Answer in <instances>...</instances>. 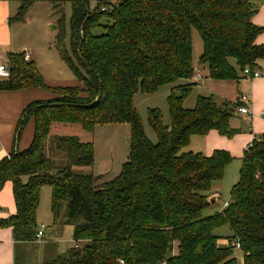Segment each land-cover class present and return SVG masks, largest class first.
<instances>
[{
    "label": "trees",
    "instance_id": "16d2710c",
    "mask_svg": "<svg viewBox=\"0 0 264 264\" xmlns=\"http://www.w3.org/2000/svg\"><path fill=\"white\" fill-rule=\"evenodd\" d=\"M2 1L19 4L12 20L20 23L39 0ZM62 1L52 0L55 12ZM68 1L77 66L63 48L60 11L55 47L81 87L56 89L52 98L23 110L16 139L30 118L33 136L28 147L0 161V191L9 182L15 204V213L0 219V230L11 229L17 243H33L40 190L49 186L53 221L63 208L73 241L86 242L50 264H238L234 248L241 251L242 264H264V135L245 150L228 205L206 217L202 213L211 206L212 186L223 179L233 158L223 150L210 156L183 151L191 137L212 130L228 139L237 134L230 126L237 102L219 106L212 95H199L193 108L184 107L196 86L191 29L202 42L199 63L206 65L208 77L237 81L244 69L256 70L264 58V44H255L264 29L251 22L257 2L264 5V0ZM95 28L102 33L91 34ZM24 57L8 56L10 77L0 80V91L50 89ZM164 86H171L169 124L164 125L159 109L146 112L153 143L134 97L156 94ZM71 124L85 132L97 125H129L127 161L114 179L98 183L102 176L73 171L93 165L91 142L59 135L48 140L53 126ZM47 146L66 155L64 166L46 154ZM225 225L232 235L222 246L215 231Z\"/></svg>",
    "mask_w": 264,
    "mask_h": 264
},
{
    "label": "rangeland",
    "instance_id": "374dc122",
    "mask_svg": "<svg viewBox=\"0 0 264 264\" xmlns=\"http://www.w3.org/2000/svg\"><path fill=\"white\" fill-rule=\"evenodd\" d=\"M119 1V0H118ZM116 2H113V5ZM94 6V2L90 3L91 9ZM28 10L31 13L30 17L33 19H44L50 22L47 28H44L45 36L41 46L36 49L39 56L38 66L40 68L39 75L41 76L43 83L49 90H44L43 88H34L36 90H41L46 94H49L51 98L55 96L54 90L69 88V87H81V83L76 79L74 72L70 67L61 60L59 53L55 47V41L57 37L56 26L59 18L62 17V35H63V48L65 54L76 63V60L72 57L71 45H70V17H71V6L68 0H63L59 2L58 11L53 8L52 0H39L35 2ZM60 11V14H58ZM105 20L101 21L104 24ZM32 25L35 23H31ZM102 33L100 28H95L91 30V34L99 35ZM191 43H192V64L195 70L201 68V66L206 67V65H201L199 63V58L202 53V42L198 33L191 29ZM11 54H18L11 53ZM54 61V64L50 63ZM4 62V61H2ZM34 62V61H32ZM5 64V63H3ZM54 66L56 69L55 71ZM77 66V65H76ZM202 69V68H201ZM206 68L204 69V81H209L208 84L204 86L196 85L190 95L186 98L184 102V107L186 109L193 108L197 96H210L213 95V99L217 105H222L224 102L220 96H224L225 89H228L231 85L230 91H232V96L236 94V89L234 88L233 82H216L211 80L206 74ZM39 71V70H38ZM50 83V84H47ZM171 86L161 87L156 94L144 95L138 93L134 97V105L136 111L141 119L145 134L148 139L155 143L156 137L153 131L150 129L147 123L146 112L148 109H159L164 125L169 124L168 106H167V96L170 93ZM228 93V92H226ZM229 94V93H228ZM20 118V117H19ZM32 118L28 120L21 135L24 131V135L27 131V127L31 125ZM18 122V121H17ZM17 127V126H16ZM19 136V138L21 137ZM55 135L59 136H74L77 137L82 142H91L94 148V161L91 167H73V171L82 175H92L94 177L102 176V180L98 183L104 181H109L114 179L120 172L121 166L127 161L130 143V129L128 124H105L97 125L94 127L92 132H85L79 125H56L50 130L49 141ZM16 129H15V143L19 140L16 139ZM200 139V137L194 138ZM194 140L188 145L183 151L199 152L197 144L195 145ZM30 144V143H29ZM29 146V145H28ZM17 150L16 148L13 151ZM23 150V149H22ZM19 150L18 151H22ZM46 154L50 156L56 163L57 166H64L67 162L66 155L64 153H59L53 149L46 148ZM241 163L232 161L225 170L223 179L216 183L219 185L218 190V200L215 205H211L203 211L202 217L213 215L222 210L224 203H228L230 191L232 186L236 184L239 176V169ZM26 181V178H23ZM215 197V196H214ZM38 217L36 216V228H39L41 224L46 227L43 236L35 240L30 244L25 251L18 249L16 252L17 264H50L57 257L63 256L68 250L74 248L76 245L79 247L84 246L83 243H76L72 239V226L63 223L64 209L60 211V216L57 222L53 221L51 213V188L49 186H43L40 190V202L38 207ZM37 215V214H36ZM215 235L218 236L219 241H226V238L232 235L230 228L225 225L215 231ZM45 241V242H44ZM221 245V244H219ZM223 246V245H222ZM233 256L236 258L238 264H242V253L238 248L233 249Z\"/></svg>",
    "mask_w": 264,
    "mask_h": 264
},
{
    "label": "crops",
    "instance_id": "0c3cea01",
    "mask_svg": "<svg viewBox=\"0 0 264 264\" xmlns=\"http://www.w3.org/2000/svg\"><path fill=\"white\" fill-rule=\"evenodd\" d=\"M258 10L251 19V22L264 29V5L257 2ZM19 4L13 1L0 0V63L8 65V56L11 53H24L29 56L28 61H34L35 67L41 73L38 66L39 56L36 49L42 45L45 36L44 28L50 24L47 20H35L31 13L25 14L23 22L13 21L12 18L17 14ZM31 9V8H30ZM29 9V10H30ZM35 23V24H31ZM256 45L264 44V30L256 37ZM4 61V62H2ZM50 63L54 64V61ZM55 71L57 68L52 66ZM202 68V69H201ZM195 70V74L200 76L197 81H192L199 86L208 84L209 81H204V69L207 67L201 66ZM195 69V68H194ZM256 70L259 71L261 77L258 79L250 80L242 76L237 81H216V82H233L236 94L232 96L231 85L225 90L224 96H220L224 102L235 103L241 95L248 97L247 108L249 115H241L235 112L230 121L232 129L237 131V134L231 139L220 136L216 131H210L206 136L200 139H194L199 136H193L190 139V144L194 140V144L205 156H210L216 150H223L230 154L233 161L241 163V158L245 150L251 145L254 139L264 135V120L262 114L264 113V58L257 62ZM42 74V73H41ZM208 74V70H206ZM50 84V83H47ZM213 96V95H212ZM51 96L36 90L34 88L22 89L16 91L4 92L0 91V161L8 157L13 149L22 150L28 147L33 136V121L27 127L15 143V129L17 121L21 116L23 110L31 103L40 100H48ZM189 144V145H190ZM193 152L192 150H190ZM219 185L212 186L209 200L213 199L211 205H215L218 200ZM215 196V197H214ZM208 200V201H209ZM223 209V207H222ZM15 213V204L12 195V185L7 182L4 184L0 191V219L7 218ZM37 210V217H38ZM42 225V224H41ZM44 225V224H43ZM37 229V228H36ZM45 242V241H44ZM78 243L86 244L81 241ZM32 243H17L12 238L11 229L0 230V264H17L16 252L18 249L25 251ZM218 244L223 246L227 245V241H219ZM79 247V246H78Z\"/></svg>",
    "mask_w": 264,
    "mask_h": 264
},
{
    "label": "built area",
    "instance_id": "2783aa9c",
    "mask_svg": "<svg viewBox=\"0 0 264 264\" xmlns=\"http://www.w3.org/2000/svg\"><path fill=\"white\" fill-rule=\"evenodd\" d=\"M25 60L28 61L29 60V56L28 55H25ZM242 76L245 77V78H248L250 80H253V79H258L261 77V74L259 73L258 70H254V71H251L250 69H244L243 70V73H242ZM10 77V72H9V69L6 65H3L0 63V80H6ZM194 81H197L198 79H200V76L199 75H196L193 77ZM238 107L236 109V112L241 114V115H249V111H248V108H247V103H248V97L245 96V95H241L239 98H238ZM262 117H263V120H264V113L262 114ZM250 146V145H249ZM228 205V203H224L223 205V208L226 207ZM45 226L44 225H41L39 228L36 229V232H35V239L38 240L40 239L43 234H44V230H45ZM239 245L237 244V247ZM75 247H78V245H76Z\"/></svg>",
    "mask_w": 264,
    "mask_h": 264
},
{
    "label": "water",
    "instance_id": "95a60500",
    "mask_svg": "<svg viewBox=\"0 0 264 264\" xmlns=\"http://www.w3.org/2000/svg\"><path fill=\"white\" fill-rule=\"evenodd\" d=\"M209 203H210V204L213 203V199H210V200H209Z\"/></svg>",
    "mask_w": 264,
    "mask_h": 264
}]
</instances>
